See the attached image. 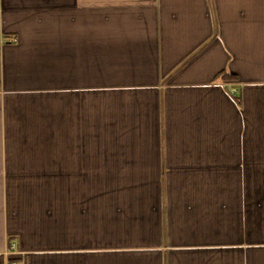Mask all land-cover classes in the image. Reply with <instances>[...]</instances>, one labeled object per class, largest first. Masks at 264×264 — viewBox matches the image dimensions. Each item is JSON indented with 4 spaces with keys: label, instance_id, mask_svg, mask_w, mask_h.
Here are the masks:
<instances>
[{
    "label": "crops",
    "instance_id": "crops-1",
    "mask_svg": "<svg viewBox=\"0 0 264 264\" xmlns=\"http://www.w3.org/2000/svg\"><path fill=\"white\" fill-rule=\"evenodd\" d=\"M13 259L264 264V0H0Z\"/></svg>",
    "mask_w": 264,
    "mask_h": 264
},
{
    "label": "built area",
    "instance_id": "built-area-1",
    "mask_svg": "<svg viewBox=\"0 0 264 264\" xmlns=\"http://www.w3.org/2000/svg\"><path fill=\"white\" fill-rule=\"evenodd\" d=\"M9 251H10V254L12 253H16V250H15V247L14 246H11L10 247V249H9ZM8 264H24L21 260H11V261H9V263Z\"/></svg>",
    "mask_w": 264,
    "mask_h": 264
},
{
    "label": "trees",
    "instance_id": "trees-1",
    "mask_svg": "<svg viewBox=\"0 0 264 264\" xmlns=\"http://www.w3.org/2000/svg\"><path fill=\"white\" fill-rule=\"evenodd\" d=\"M220 75H222V76H224V77H227V75L226 74H220ZM14 260V259H13ZM11 261V260H10Z\"/></svg>",
    "mask_w": 264,
    "mask_h": 264
}]
</instances>
